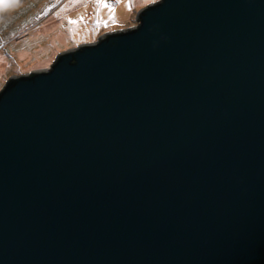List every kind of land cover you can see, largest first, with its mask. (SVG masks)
<instances>
[{
	"label": "water",
	"instance_id": "95a60500",
	"mask_svg": "<svg viewBox=\"0 0 264 264\" xmlns=\"http://www.w3.org/2000/svg\"><path fill=\"white\" fill-rule=\"evenodd\" d=\"M0 90V264H264V0H158Z\"/></svg>",
	"mask_w": 264,
	"mask_h": 264
},
{
	"label": "rangeland",
	"instance_id": "374dc122",
	"mask_svg": "<svg viewBox=\"0 0 264 264\" xmlns=\"http://www.w3.org/2000/svg\"><path fill=\"white\" fill-rule=\"evenodd\" d=\"M0 0V90L10 77L49 68L57 55L136 24L158 0Z\"/></svg>",
	"mask_w": 264,
	"mask_h": 264
},
{
	"label": "built area",
	"instance_id": "2783aa9c",
	"mask_svg": "<svg viewBox=\"0 0 264 264\" xmlns=\"http://www.w3.org/2000/svg\"><path fill=\"white\" fill-rule=\"evenodd\" d=\"M116 4V2L114 1V0H112V1H109L108 3H107V6L108 7H112L113 5H115Z\"/></svg>",
	"mask_w": 264,
	"mask_h": 264
}]
</instances>
